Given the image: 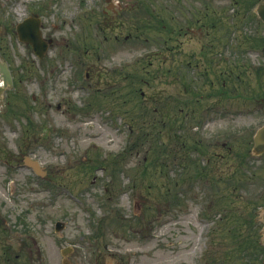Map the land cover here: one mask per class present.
I'll return each instance as SVG.
<instances>
[{
  "label": "rangeland",
  "instance_id": "rangeland-1",
  "mask_svg": "<svg viewBox=\"0 0 264 264\" xmlns=\"http://www.w3.org/2000/svg\"><path fill=\"white\" fill-rule=\"evenodd\" d=\"M112 1L121 8L108 26L107 0H0L1 56L16 78L0 97V216L39 240L19 260L62 264L71 246L72 264H264V245L249 242V231L264 234V154L251 152L264 123V56L246 49L263 33L243 17L246 5L235 18L233 0H209L224 6L221 65L241 93L212 110L208 76L185 91L181 79L196 75L188 67L171 84L164 43L172 13L185 24L190 6L195 20L201 1ZM34 12L53 40L43 58L16 33ZM234 171L233 189L223 179Z\"/></svg>",
  "mask_w": 264,
  "mask_h": 264
},
{
  "label": "flooded vegetation",
  "instance_id": "flooded-vegetation-1",
  "mask_svg": "<svg viewBox=\"0 0 264 264\" xmlns=\"http://www.w3.org/2000/svg\"><path fill=\"white\" fill-rule=\"evenodd\" d=\"M109 2L108 10L106 12L105 17L107 18V25H116V21H118L117 17L120 14V6L117 5L115 7V3L112 0H107ZM176 1V0H175ZM187 1V0H186ZM201 1L202 6H204V10H199V13L196 14L195 20L194 14H192V9L189 6L187 9L188 15L185 14V20L182 24L180 21L176 19V11H174L171 15L172 17V24L170 28V37H169V47H168V58H169V72L171 74V84L176 83L177 79V71L180 70L182 72L181 76H185V74L192 68L194 73V79L192 75H189L191 79H181L185 85V91H191L193 82H201V78L203 76H208L205 78L204 81L208 84L213 90H216L218 93V98L213 103L212 107L221 106L224 103L223 99V91L226 86V79L225 75V68L222 69L221 57L222 54V47L220 46L221 41V33H223V26L224 24V17H225V10L224 6L221 7H214L210 8L209 0H198ZM263 0H243L244 4H247V7L243 11L244 14H247L249 19L251 18L254 26L256 27V31L259 33H263L258 38V43L264 48V21L259 16L257 7L258 4ZM240 0H233V13L232 16L236 18V16L241 13L240 7ZM119 6V7H118ZM175 14V15H174ZM227 16H230V13H227ZM211 19V20H210ZM122 22V21H121ZM219 29L218 35L215 34V31ZM257 33V32H256ZM224 36V35H223ZM120 36L115 35L114 39L118 41ZM128 37V35L126 36ZM233 37V36H232ZM193 39H197L200 41L196 47L187 48V44H191ZM222 39V40H221ZM224 41V40H223ZM232 49L234 48L233 45L228 44ZM189 47V46H188ZM223 55V54H222ZM231 57H236L232 54ZM189 58V59H187ZM228 58V57H226ZM194 59L196 61H194ZM205 59V68L202 69L203 61H197ZM194 62V63H193ZM189 67V68H188ZM213 73L216 76V82L213 77L209 75ZM198 75V76H197ZM196 76V77H195ZM207 85V86H208ZM174 94V95H172ZM172 102L170 110L171 117L174 119V115L176 114V96L175 92L171 93ZM202 98L204 96L202 95ZM189 102H185L188 105ZM183 110V108H181ZM173 115V116H172ZM176 117V116H175ZM37 239L33 237L32 233H28L26 235L17 234V231H14V228L11 227L10 223L7 221L5 216H0V264H24L19 259L28 260L32 253V244L38 245ZM40 247H38L39 250ZM62 250V249H61ZM61 253V251H60ZM38 256L41 257L42 253L39 250ZM62 261V256H61Z\"/></svg>",
  "mask_w": 264,
  "mask_h": 264
},
{
  "label": "water",
  "instance_id": "water-1",
  "mask_svg": "<svg viewBox=\"0 0 264 264\" xmlns=\"http://www.w3.org/2000/svg\"><path fill=\"white\" fill-rule=\"evenodd\" d=\"M259 13L264 19V3L260 4ZM17 30L21 40L31 43L35 52L40 57L44 56L48 48V41H46L42 37V31L40 29V18L38 17V14H36L34 17L26 18L24 21L20 22L17 26ZM0 70L3 73L6 86L12 85L13 79L10 69L7 63L1 59H0ZM2 91L3 89H0V93H2ZM253 151L256 154H261L264 152V125L260 127L255 134ZM28 163L32 165L35 169L39 168L38 163L36 161L28 160ZM263 218H264V212H263ZM61 227L62 224L58 223L57 229L59 230Z\"/></svg>",
  "mask_w": 264,
  "mask_h": 264
},
{
  "label": "trees",
  "instance_id": "trees-1",
  "mask_svg": "<svg viewBox=\"0 0 264 264\" xmlns=\"http://www.w3.org/2000/svg\"><path fill=\"white\" fill-rule=\"evenodd\" d=\"M263 70V69H261ZM259 72H261L259 70ZM246 152H248V150H246ZM202 171V170H201ZM203 172V171H202ZM203 178H207V175L203 172ZM235 174V175H234ZM208 179V178H207ZM240 177L238 176V174L234 171L232 172L231 174L227 175V177L225 178V180L223 179V182L225 184V186L227 187H231L233 186V189L234 187L236 186V181L239 180ZM231 189V188H230ZM224 197V196H223ZM213 198L215 199V195L213 196ZM260 198H263V197H260ZM227 200V199H226ZM258 200H260L259 198L257 199L256 201V206L259 205V202ZM258 209V206L256 207ZM255 222H256V219H255ZM261 225V222L259 223V226ZM214 228V227H213ZM213 228L211 231H213ZM249 242H250V246H258V247H261L263 244L261 242V238H260V234H259V231L258 233H256V230L254 231H249ZM246 241V240H245Z\"/></svg>",
  "mask_w": 264,
  "mask_h": 264
},
{
  "label": "bare ground",
  "instance_id": "bare-ground-1",
  "mask_svg": "<svg viewBox=\"0 0 264 264\" xmlns=\"http://www.w3.org/2000/svg\"><path fill=\"white\" fill-rule=\"evenodd\" d=\"M2 82L0 81V84H1ZM148 264H156V262H154V261H150Z\"/></svg>",
  "mask_w": 264,
  "mask_h": 264
}]
</instances>
